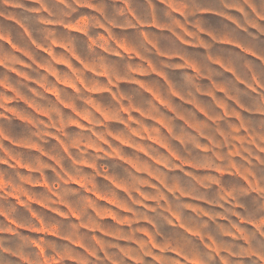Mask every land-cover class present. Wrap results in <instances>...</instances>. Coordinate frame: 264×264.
<instances>
[{
	"label": "clouds",
	"instance_id": "clouds-1",
	"mask_svg": "<svg viewBox=\"0 0 264 264\" xmlns=\"http://www.w3.org/2000/svg\"><path fill=\"white\" fill-rule=\"evenodd\" d=\"M0 264H264V0H0Z\"/></svg>",
	"mask_w": 264,
	"mask_h": 264
}]
</instances>
